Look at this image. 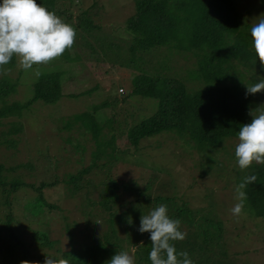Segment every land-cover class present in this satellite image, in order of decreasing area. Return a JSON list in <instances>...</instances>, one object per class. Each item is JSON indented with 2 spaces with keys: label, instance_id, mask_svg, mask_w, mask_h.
Masks as SVG:
<instances>
[{
  "label": "trees",
  "instance_id": "obj_1",
  "mask_svg": "<svg viewBox=\"0 0 264 264\" xmlns=\"http://www.w3.org/2000/svg\"><path fill=\"white\" fill-rule=\"evenodd\" d=\"M260 1L261 4L264 3V0ZM59 2L60 0H37L38 4L72 25L77 36L82 38L83 43L90 50H94V45L89 43L82 34L87 33L97 41L103 49L102 58L108 60L112 66L122 67L127 66L128 63L134 64L131 69L137 73L130 80V90L122 98L133 97L140 106L144 107L148 104L153 107L151 113L144 115L137 111L138 109L128 108L126 110L130 112L132 122L123 133L127 136V142L134 148L138 147L140 139L144 137L171 131L182 140L183 144L195 148L202 155L203 164H207L204 170L207 172L208 168L216 163L212 157L214 152L218 149L227 151L224 141L229 138H238L241 125L251 122L250 110L264 107V91L246 96L247 84H255L264 80V67L261 66L252 47L250 25L240 21L241 14L237 10V0H133V13L123 21L128 40L121 39V42L112 31H105L106 27H112V22L108 18L113 17L109 16V12L105 13L100 6L98 12L103 15H98L99 17L94 19L93 15L97 12V1L94 0L88 9L82 10L77 15ZM102 23L106 24V27ZM71 49H67L63 54L66 62L80 59L76 51L70 52ZM149 54L155 56L146 58ZM177 54L190 55L195 58L193 66L183 69L184 73H179L181 69L175 70L172 65L173 56ZM148 61L156 64L154 70L150 71L144 67ZM12 63H14L13 58L9 65ZM53 69L44 73L40 72L34 78L30 95L23 101L14 100L6 103L7 96L16 90L18 81L16 78L10 79L6 76L0 78V118L8 115L22 117L23 111L36 101H39L43 108H51L59 104L57 100L62 96L76 95L72 91H63L61 87L63 80L73 75L72 68L64 71L66 75H63L61 70ZM171 70L174 74L169 73ZM117 101L116 95L112 101L107 97L102 106L109 111H114L109 106L116 104ZM91 109L93 111L90 115L93 119L81 123L85 130L91 133L96 143L93 161L89 165L75 172H69L64 175L62 181L41 180L35 185L32 182L23 181L20 177L7 180L2 174L5 168L0 163V204L2 203L5 209L4 217L0 218V249L9 252L6 255L7 258H16L17 264H21L24 260L35 261L32 264H44L46 255L36 251L31 253L25 251L20 257H13V248L23 244L19 236V228L14 224L17 218L11 207V200L13 201L16 197L15 194L22 188L35 191L31 200L30 198L25 200L22 208L26 209L30 215L44 220L48 217L40 215L34 208V204H43L48 211L57 208L54 203L44 197L45 188L62 182L70 192L69 194L74 196L89 184L95 187V182L102 179V176L105 192L100 193L101 198L98 200L97 207L109 211L108 217L104 219L109 225L108 230L99 238L97 244L78 247L74 245L73 225L64 222V229L70 239V247L61 258L68 260L69 264H107L112 256L119 251H125L123 238L117 233L118 225L125 231L126 242L135 246L136 264H151L149 259L152 247L150 233L138 231L141 216L155 209L156 204L161 201L167 205L172 197L163 195L152 197L150 190L154 186L155 181L152 179L154 175L147 174L149 179H146L141 186L135 183L134 187L112 177L108 171L101 172V176L96 181L86 176L94 168L102 167L94 162V159L100 156L106 158L104 163L110 164L112 162L115 164L118 160H127L122 155L125 151L117 148L116 135L112 133L108 140L103 135V124L117 122V118L113 115L114 112L110 116L104 115L103 122L100 123L94 119L92 114L97 111L98 116L101 115L102 111H99L103 110L101 104L93 105ZM78 114H72L68 119L59 116L55 122L69 128L72 126V121L78 118L76 117ZM50 119L46 117L43 122H50ZM114 125L109 129L114 128ZM22 130L23 124L20 121L12 122L7 131L2 132L4 136L2 142L13 147L14 142L7 137V134L18 133ZM236 145L230 146L233 148L232 151H227L231 158L235 157ZM78 146L81 150L84 149L83 145ZM19 166L32 167L30 163H20L9 168L12 170ZM130 169L127 168V170ZM235 175V194L236 187L245 176L255 175L257 177L256 181L249 183L245 189L247 198L242 211L246 212L250 219L262 220L264 223V165L254 162L251 167L242 171L237 164ZM122 192H128L134 196L132 199L120 201ZM79 196H81L80 193ZM83 201L85 203L89 201V204L94 206L96 203L94 200L91 201L87 195H84ZM113 207L116 208L113 209ZM167 208L171 219L181 221L180 230L185 232L186 229V238L183 241L173 242L178 252H188L193 264H210V262L228 264L225 258L226 252L223 249H218L216 252L214 250L222 233L219 220L215 221L214 218L204 216L203 221H197L194 219L193 210L187 206L175 208L167 205ZM128 217H131L133 223L127 222ZM31 233L33 238L37 237L36 239L47 238L43 229H32ZM213 239L216 243L212 244ZM44 242L42 241V244ZM2 244L6 247L1 246ZM46 244L49 245L50 241L47 240ZM211 257L213 260H210ZM51 258L58 259L56 256Z\"/></svg>",
  "mask_w": 264,
  "mask_h": 264
},
{
  "label": "rangeland",
  "instance_id": "obj_2",
  "mask_svg": "<svg viewBox=\"0 0 264 264\" xmlns=\"http://www.w3.org/2000/svg\"><path fill=\"white\" fill-rule=\"evenodd\" d=\"M93 1L60 0L59 3L62 2L64 7H68L74 15H77L82 10L88 9ZM96 1L97 12L101 6L102 11L109 12V16L113 17L108 18L112 22V27H106V24L102 23L106 27L105 31H112L117 35L119 41L127 39L128 34L124 31L123 21L133 13V0ZM237 10L241 14L240 21L248 23L250 27L259 19L264 18V3L261 4L260 0H237ZM97 12L93 15L94 19H97L98 15H103V13ZM77 35L76 44L70 50V52L74 50L79 54L80 59L77 61L66 62L62 55L48 64L34 65L25 71L18 63L19 58L13 56L14 63L0 68V78L6 76L10 79L16 78L18 81L16 90L7 96L6 103L14 100H25L30 95L31 83L34 78L40 72L44 73L53 68V70H61L63 75L65 74L64 71L72 68L73 75L65 78L61 87L63 91L76 93V95L62 96L57 100L59 104L54 107L51 106V108H43L42 104L36 101L23 111L22 117L8 115L0 118V163L5 168L2 174L5 175L6 179L20 177L23 181L32 182L35 185L41 180L57 179V181H62L64 175L69 172H75L81 167L89 165L93 161L96 143L91 133L85 130L81 123L93 119L90 115L93 111L91 109L93 105L101 104L103 109V101L107 97L112 101L116 95L118 101L109 106L114 111H109L105 107L103 110H99L102 111L100 116H98L99 112L97 111L93 112L92 115L94 119L102 123L104 115L110 116L114 112L113 115L117 118V122L112 123L115 124L112 129H109L110 126H113L111 123L103 124V135L107 140L112 133L116 135L117 148L125 151L122 155L127 160H118L117 163L112 162L110 164L104 163L106 158L100 156L94 159V162L96 165H102V167L94 168L86 176L96 181L101 176V172L108 171L112 177L134 187L136 184L141 186L146 179H149L147 174L149 176L154 175L152 178L155 181L154 186L152 185L150 190L152 197L156 195L171 196L172 200L167 202L168 206L175 208L187 206L193 210L194 219L197 221H203L204 216L220 221L222 233L217 243L213 239L212 244L216 243L215 252L218 249H223L226 252V263L264 264L263 221L250 219V216L244 211H242V215L237 217L231 211L238 202L234 193L235 167L238 162L235 157L231 158L227 151H232L233 148L230 146L236 145L238 138H229L224 141L228 150L218 149L214 152L212 157L216 163H213L207 172L204 170L207 164H203L202 155L195 148L183 144L182 140L171 131L144 137L140 139L138 147L134 148L127 142V136L123 133L126 132L127 127L132 122L130 112L126 110L128 108L131 110L138 109L137 111L144 115L151 113L153 109L148 104H145L144 107L140 106L133 97L122 98L127 95L131 88L130 80L137 73L131 69L134 64L128 63L127 66L122 67L112 66L108 60L102 58L103 49L97 41L87 33L82 34L89 43H93L94 50H90L83 43L82 38ZM154 56V54H149L146 58ZM194 62L195 58L190 55L177 54L173 56L172 65L175 70L181 69L179 73H184L183 69L193 66ZM155 65V63L148 61L144 67L152 71ZM172 71L169 73L174 74ZM193 85H197V83H193ZM49 114L52 115L49 116ZM72 114H78L76 116L78 118L72 121V126L69 128L55 122L59 116L68 119ZM46 117L51 118L50 122H43ZM16 121L23 124V130L18 133H8L7 137L13 140L14 146H7L2 142L4 138L2 132L7 131L12 122ZM79 144L84 146V151L78 146ZM20 163H30L32 167L19 166L10 170V166ZM127 168L131 169L127 170ZM103 181L102 176V179L95 182V187L89 184L88 187L82 188L74 196L69 194L70 192L62 182L45 188L43 190L44 197L54 203L57 208L48 211L43 204H34V208L40 215L43 214L46 218L48 217L44 220L30 215L26 209L23 210L22 208L26 199H32L35 191L30 188L20 189L15 194L16 197L13 201L11 200V207L14 216L17 218L14 224L19 228L18 232L23 244L13 248V257H20L25 251L29 253L36 251L48 257L56 256L60 259L70 247V239L64 229V222L73 225L74 245L79 247L80 245L97 244L109 226L104 221L108 217L109 211L97 207L98 200L101 198L100 193L105 192ZM84 195H87L91 201L94 200L96 207L89 204V201L85 203L83 201ZM120 195V201L132 199L134 196L128 192H122ZM161 204H163L162 201L157 203L156 207ZM115 208L113 207V209ZM3 214H5V209L1 203L0 218L4 217ZM182 226L184 227V225ZM32 229L45 230L46 239L50 241V244H46L45 238H33ZM116 229L118 235L123 238L124 250L134 257L136 264L135 246L126 242L125 231L122 230L121 226L117 225ZM184 231L186 232V229ZM42 241L45 242L42 244ZM1 246L6 247L4 244ZM8 254L9 252L6 250L0 249V264H17L16 258H7L6 255ZM213 257L210 260H213ZM210 264L216 263L210 262Z\"/></svg>",
  "mask_w": 264,
  "mask_h": 264
},
{
  "label": "clouds",
  "instance_id": "obj_3",
  "mask_svg": "<svg viewBox=\"0 0 264 264\" xmlns=\"http://www.w3.org/2000/svg\"><path fill=\"white\" fill-rule=\"evenodd\" d=\"M252 47L264 67V18L253 24L250 30ZM75 28L64 22L54 12H50L37 0H2L0 3V68L9 64L13 56L25 71L34 65L48 64L67 49H71L76 38ZM264 91V80L255 84H247V95H255ZM250 123L242 124L238 131V143L235 157L239 168L243 171L255 162L264 165V107L250 110ZM255 175L245 176L236 187L237 203L232 214L239 217L243 214L246 200V187L254 183ZM133 223L131 217L127 218ZM181 221L171 219L167 205L161 204L148 214L141 216L139 232L150 233L151 264H193L186 251H177L175 241H183L186 232L180 230ZM21 264H32L24 260ZM44 264H69L66 259H54L46 256ZM107 264H135L134 257L127 251H119Z\"/></svg>",
  "mask_w": 264,
  "mask_h": 264
}]
</instances>
